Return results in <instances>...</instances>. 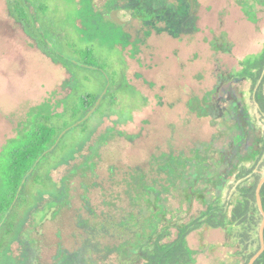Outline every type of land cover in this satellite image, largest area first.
I'll use <instances>...</instances> for the list:
<instances>
[{
  "label": "flooded vegetation",
  "instance_id": "flooded-vegetation-1",
  "mask_svg": "<svg viewBox=\"0 0 264 264\" xmlns=\"http://www.w3.org/2000/svg\"><path fill=\"white\" fill-rule=\"evenodd\" d=\"M10 1L14 18L29 28L31 38L46 46V55L61 63L70 78L58 91L61 98L39 102L37 111L32 110L29 118L16 124L15 137L0 152L1 168L8 146L27 140L42 122L54 130L52 142L34 162L9 213L2 218V241H8L15 254L3 257L5 244L1 243L0 264L8 257L15 258L16 264H135L140 260L146 264L151 251H161L182 238L192 248V232L200 233L201 249L207 247L206 234L215 228L203 216H222L217 203L220 197L212 186L219 189L235 173L237 161L245 157L240 152L250 149L243 145L253 134L252 129H246L247 121L233 119L238 106L243 108L241 99H232L229 112H222L220 88L232 79L249 80L239 76L241 62L259 54L264 43L259 52L241 59L234 71H214V89H201V95H193L184 80L187 76L180 75L183 91L177 94L166 81L160 79L159 85L154 68L161 60L148 51L152 46L148 40L162 30L173 36L177 35L175 28L185 33L200 31L199 0H71L79 13L74 24L88 38L107 32L119 35L117 46L123 45V51L137 49L133 57H126L128 85L122 93L117 92L118 82L108 79L106 69L98 65L88 47L69 48L76 57L71 59L51 46L39 22L50 7L47 0ZM18 11H25L27 18ZM44 23L53 28L52 20L45 18ZM226 36L222 33L212 40H219L215 51H225ZM140 62L150 67L142 68ZM72 64L94 69L108 84L84 93ZM261 81L256 86L250 83L254 101L264 115L257 96ZM182 97L185 100L180 104L191 114L212 117L213 124L221 117L232 134L223 133L225 137L220 140V134H216L205 140L202 154L194 145L186 147L188 135L177 134L178 116L172 112ZM197 103L201 112L196 111ZM102 105L111 113L91 127L85 126L88 119L81 122L83 118ZM59 108L63 109L61 113L56 111ZM49 112L52 116L46 117ZM38 114L43 116L35 117ZM186 115L180 117L181 121L185 118L188 122ZM80 126L85 127L75 132ZM223 139L229 140V145L227 150L224 144L219 147L221 157L217 159L213 146ZM61 147L69 149L67 157L59 154ZM221 203L225 204L222 199ZM45 216L48 218L42 222ZM30 221L31 227H27Z\"/></svg>",
  "mask_w": 264,
  "mask_h": 264
},
{
  "label": "rangeland",
  "instance_id": "rangeland-1",
  "mask_svg": "<svg viewBox=\"0 0 264 264\" xmlns=\"http://www.w3.org/2000/svg\"><path fill=\"white\" fill-rule=\"evenodd\" d=\"M47 1L50 7L42 14H44V20L46 18L53 21V28L46 25L43 18H40L39 22L41 31L48 36L51 46L71 59L76 57L69 48L77 47V50L89 48L98 65L106 69L108 79L118 82L117 92L123 93L128 85L125 71L129 66L126 57L128 55L133 57L137 49L134 50L132 47L131 50L123 51L121 47L123 45L117 46V42L119 44L121 42L117 40L119 35H110L107 32H99L88 38L89 35L74 24L75 18H79V13L71 0ZM10 2V0H0V152L6 143L15 137L16 124L29 118L32 110L37 111L39 102L61 98L58 91L70 78L61 63L53 61L46 55V46L40 44L34 36L31 38L27 33L29 28L14 18ZM199 5L200 19L197 27L200 31L191 30L185 33L175 28V35H177L173 36V33L162 30L153 34L148 40L150 46L152 45L148 51L161 60L159 64L157 62V66H155L156 61L150 60L155 66L154 69H157L159 85L160 79L166 81L168 87H172V90L174 88L177 94L183 91L180 80L182 76H187L184 80L193 89V93L191 92L193 95H201V89L204 88L213 90L216 84L212 78L214 71L218 69H223L226 73L234 71L239 68L241 59L259 52L264 43V0H199ZM121 20H125V17ZM161 26H166L165 22L161 23ZM222 33L227 34L226 49L215 51V47L219 46V40L214 41L215 44L212 40L220 37ZM72 66L84 93L93 92L108 84L104 75L94 69H85L74 64ZM140 66L150 67L144 62H140ZM130 68L134 67L130 66ZM227 78H231L230 75ZM185 81H183L184 84H186ZM149 84L152 85V83ZM220 90L219 94L222 97L219 100L223 107L222 112L225 110L229 112L228 103L232 99H241L243 108L238 106V112L233 119L240 117L242 121L248 122L246 129L253 130L252 139L248 137L243 145L250 149L247 151L243 148L240 152L245 157L237 161L235 173L219 189H216V185L212 186L216 195L227 205L230 216V211L239 201L235 191L239 181L241 182L239 173H244L250 183L253 182L252 173L244 171L246 168L253 169V173L256 172L260 180L264 178V115L254 101V92L249 80L232 79L230 83L223 84ZM183 100L185 98L182 97L175 104L172 112L178 116L177 134L188 135L186 147L194 145L193 148L195 150L200 148L202 154L204 152L202 145L205 140L216 134H220L219 140L225 137L223 133L232 134L227 127V122H222L221 117L215 118L216 123L213 124L210 121L212 117H200L196 112L191 114L190 110L183 105ZM194 100L198 99L194 98ZM181 101H183L182 104H180ZM194 105H197V112L202 111L198 108L199 103ZM56 111L61 113L63 109L59 108ZM110 113L109 109H105L102 105L88 118L85 126L91 127ZM186 114H188V122L185 118L181 121L180 117H186ZM85 126H80L74 131L78 133ZM185 140L186 138L183 139ZM222 144H224V150H227L229 140L223 139L213 146L217 159L221 157L218 150ZM59 154L67 157L69 149L61 147ZM50 187L53 189L52 186ZM47 218L48 216H45L42 222ZM28 223L27 227H31V221ZM261 228L262 223L254 229L252 240L249 241L251 248L248 250H258L261 245ZM3 235H0V245L5 244L2 248L3 257L15 254L10 244L8 245V241L6 243L2 241ZM236 236V233L232 235L227 228H215L206 234L207 247L201 249L200 233L192 232L189 236V244L197 250L195 264H242V256L238 252L243 246L240 245V240ZM4 264H16L15 258L8 257ZM135 264H143V260Z\"/></svg>",
  "mask_w": 264,
  "mask_h": 264
},
{
  "label": "trees",
  "instance_id": "trees-1",
  "mask_svg": "<svg viewBox=\"0 0 264 264\" xmlns=\"http://www.w3.org/2000/svg\"><path fill=\"white\" fill-rule=\"evenodd\" d=\"M18 13L22 18H27L25 11H18ZM241 67L239 76L248 78L253 86H256L259 80L262 79L257 96L260 107L264 112V47L259 54L246 57L241 62ZM41 116L43 114H38L35 117ZM47 116L51 117V112ZM40 127L39 130L34 131L32 136L30 134L31 137L27 140L8 146L3 154L0 168V224L3 216L9 213L15 194L19 187L24 184V178L33 167L34 162L52 142L54 130L45 126L43 122ZM244 171L252 173L253 169L246 168ZM240 177H245L244 173H241ZM252 177L253 182L250 183L247 178L237 185L236 194L239 196V201L230 211L231 216L227 215L229 213L228 207L226 204L222 205L220 198L217 203L222 216H203V218H207V222L213 228H227L232 235L236 233L240 245L243 246L241 251L238 252L242 256V264H250L252 258L261 248L260 245L258 250H248L251 248L249 241L252 240L254 229L263 222V215L258 203L260 176L253 173ZM260 196L264 208V184L260 189ZM196 255L197 251L190 248L186 240L182 238L176 243L165 245L161 251H151L147 256L146 264H195L197 261ZM252 264H264V251Z\"/></svg>",
  "mask_w": 264,
  "mask_h": 264
},
{
  "label": "water",
  "instance_id": "water-1",
  "mask_svg": "<svg viewBox=\"0 0 264 264\" xmlns=\"http://www.w3.org/2000/svg\"><path fill=\"white\" fill-rule=\"evenodd\" d=\"M193 6V3L191 4V7ZM97 106L94 107L92 110H90L88 112V114L83 118V121H85L86 119H88L93 113L94 111L96 110ZM264 184V178H262L260 180V183H259V187H258V203H259V208H260V211L263 215V222H262V228H261V248L260 250L257 252V254L252 258L250 264H252L254 262V260L264 251V208H263V204H262V200H261V196H260V189L262 187V185Z\"/></svg>",
  "mask_w": 264,
  "mask_h": 264
}]
</instances>
